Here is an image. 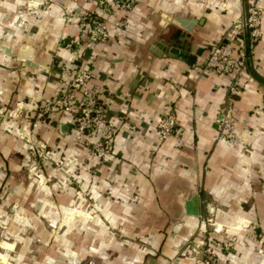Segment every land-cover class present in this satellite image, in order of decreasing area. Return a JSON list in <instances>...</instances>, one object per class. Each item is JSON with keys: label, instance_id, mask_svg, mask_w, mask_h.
<instances>
[{"label": "crops", "instance_id": "0c3cea01", "mask_svg": "<svg viewBox=\"0 0 264 264\" xmlns=\"http://www.w3.org/2000/svg\"><path fill=\"white\" fill-rule=\"evenodd\" d=\"M19 1L24 0H0V117L15 105L33 113L41 98L59 91L61 67L70 68L67 44L78 34L75 15L93 9L84 0H47L34 11ZM239 1L133 0L122 27H117V18H109L105 41L73 48V64L86 65L95 74L89 84L107 110L114 136L106 158H92L85 147L76 148L78 189H62L59 197L66 203L47 210L67 213L65 222L58 223L65 231L40 237L47 264H71L68 253L76 256L74 264H168L172 259L194 264L187 254L194 239L190 234L206 226L219 239L236 242L229 257L216 253L217 264H264L253 248L242 247L241 232L234 230L252 224L260 237L255 242L264 241V116L257 112L264 100V18L256 57L242 78L233 83L226 75L197 69L238 12ZM175 17L196 23L183 32L166 22ZM161 23L183 38L189 35L194 46L191 65L149 50ZM226 109L235 124L233 143L215 137V119ZM167 112L183 126L179 141L155 136L157 121ZM18 121L0 118V162L13 174L19 173L21 163L11 152L18 141L4 129ZM62 124L65 133L58 129ZM72 129L70 117L55 115L42 134L48 143L57 139L65 147ZM124 185L133 200L119 188ZM83 191L95 199L100 222L98 217L68 221L83 206L75 200L71 207L67 198L79 199ZM192 194L198 198L196 217L184 211L183 203ZM107 224L122 228L124 240L106 236ZM41 228L46 229L43 223ZM223 228L233 236L221 234ZM0 258L7 264L5 255L0 253Z\"/></svg>", "mask_w": 264, "mask_h": 264}, {"label": "rangeland", "instance_id": "374dc122", "mask_svg": "<svg viewBox=\"0 0 264 264\" xmlns=\"http://www.w3.org/2000/svg\"><path fill=\"white\" fill-rule=\"evenodd\" d=\"M221 1L224 2L225 0ZM239 3L240 6L238 12L227 24L216 42L220 41L225 36V33L230 28L231 23L238 15L239 18H241L240 14L243 12L244 18L246 20H250L249 22L252 24L251 29L257 38L253 43V47L250 52L249 63L251 62L252 64L256 57V49L259 45L263 32L262 22L264 18V0H241ZM46 5L47 0L40 6L43 8ZM248 9L249 12L247 11ZM126 15L127 14L125 12L118 10L112 14L110 18H117L119 20L116 24L117 27H122V25H124V22L122 23V18H125ZM166 22L170 23V20H166ZM158 28V31H160L161 34V32L164 29L169 28V26L161 23ZM252 38H254V36H252ZM184 41V43L191 45L188 42V38ZM209 51L210 48L207 55ZM206 57L200 61L199 64H203ZM68 58H71V56L69 57L68 55L67 60ZM238 78L240 79L242 76H239ZM3 111L5 113L3 112L4 114L0 117L3 121L9 123L11 119L19 120L18 123L7 126L4 131L12 134L13 138L18 141V145L16 148L13 147L11 152L21 163L20 169L17 171L19 173L13 174L0 162V253L5 255V261L7 264H47V260H45L44 256L41 254L42 244L40 237L42 234H46L51 237L57 232L63 233L65 228L58 223H64L66 220L65 216L67 214L55 209H51L48 213L47 210L49 205L66 203L64 200L61 201L59 197V193L62 189H78L75 181V176L78 175V171L76 169L77 163L73 160V158L77 156L78 162L79 152L76 150L78 145H73L75 140L73 135H71V132H68L69 139L65 147H61L58 144L57 139L56 141H52L50 143L45 141L42 133L47 129V120L49 118H45L44 122H40L34 130L31 125L33 118L30 117L32 112L30 113V111L24 110L21 105H15L14 109L8 112L5 111V109ZM259 111L260 108L257 109V112ZM44 123L46 124L44 125ZM22 126L29 131L28 133L23 131L22 134L18 135L17 130H20ZM70 146L71 148H69ZM63 148L66 149V152L62 151ZM110 150L111 148L105 153L104 158L109 155ZM47 151L48 153H46ZM73 152L75 153V156L73 155L69 158V162L66 166H64L66 153L73 154ZM88 153L92 158L102 159V157L93 155L90 150H88ZM66 157H68V155ZM119 188L127 193L128 201L133 200L134 195L129 187L124 185ZM86 192L87 191H83L80 193V197L78 196L79 199L71 196L67 198L69 199V202L67 203L72 204L75 200H77V202H75L77 204L78 200H80V203L83 206L81 213L79 212L78 214H73L71 219L68 221L83 219L89 222L91 217H98V222L102 220V216L95 209V199L90 198ZM109 199L111 201H115L114 198ZM99 201L101 204V199ZM75 203H73L71 207H73ZM204 221H207L206 217H204ZM42 223L46 228L44 230L41 228ZM235 225L236 223L233 224V226ZM245 225H247V223L241 225L240 229L234 230L241 232L238 236H241L244 242L242 247H251L253 248V251L257 253V250L262 247L264 241L259 244L256 243V240L260 241V237L258 236L257 231H255L254 226L252 224L249 227ZM204 229V232H201V227L196 229L190 234V237L200 239L210 237L211 246L209 251L215 254L220 252L225 256L233 253L236 243L234 239L232 240V238H226L221 240L211 232V229H209L208 226L204 227ZM103 231L106 236L112 238L113 240L120 242L124 240L123 230L119 226L107 224L103 228ZM220 231L221 234H226V237L233 236V234L230 235L227 231L225 232L224 228L223 230L220 229ZM245 240H249L250 242L247 241L246 243ZM8 243H12V247ZM18 254H21V257H18ZM67 255H69V257H67L71 260V264H74L76 256H72L69 253ZM2 259L0 258V264H4ZM220 264H227V262H221Z\"/></svg>", "mask_w": 264, "mask_h": 264}, {"label": "built area", "instance_id": "2783aa9c", "mask_svg": "<svg viewBox=\"0 0 264 264\" xmlns=\"http://www.w3.org/2000/svg\"><path fill=\"white\" fill-rule=\"evenodd\" d=\"M44 1L46 0H34L32 2L24 0L18 3L27 4L28 8H33L35 11ZM84 1L88 4L91 3L93 9L83 8L77 11L75 15L78 34L67 44L70 51L69 57L71 56L68 58L70 68L61 67L60 74L64 77L60 79L59 91L51 97L41 98L38 101L30 116L33 118L31 125L32 129L35 130L40 122H44L45 118L50 119L53 115L68 116L73 124L71 131L75 140L73 145L83 146L90 150L93 155L104 158L105 153L112 145L114 126L112 121L106 118L107 110L99 102L95 87L89 84L95 74L86 65L73 64L75 58L73 48L82 43L92 46L105 41L108 37L107 22L112 14L118 10L128 14L134 5L133 0ZM240 16L241 18L238 15L234 19L225 36L210 48L203 64L198 65V71L211 70L216 74L226 75L231 78L233 83L239 79V76L243 75L250 61L253 43L257 38L251 29L250 20L244 18L243 12ZM22 18L24 20V15ZM13 23L15 20L11 21L9 25ZM259 108V113L264 115V100ZM215 129L217 140L228 143L235 142V124L230 110L226 109L215 119ZM23 131L28 133L29 130L22 126L20 130H17L18 135L22 134ZM183 132V126L178 119L172 113L167 112L158 119L154 133L159 141L167 138L179 141ZM67 155L68 157H66ZM73 155L75 156L74 152L73 154L66 153L64 160L66 159L67 162L64 161V166ZM73 160L77 163V156ZM204 231L205 229L202 227L201 232ZM210 241V237L205 239L194 238L189 241L187 254L194 264H217L216 254L209 251ZM257 254L261 256V259H264V244L257 250ZM226 256L229 257V254ZM168 264L179 263L172 259Z\"/></svg>", "mask_w": 264, "mask_h": 264}, {"label": "water", "instance_id": "95a60500", "mask_svg": "<svg viewBox=\"0 0 264 264\" xmlns=\"http://www.w3.org/2000/svg\"><path fill=\"white\" fill-rule=\"evenodd\" d=\"M170 22L172 26L181 29L183 32H188L190 28L196 23L195 21H191L183 17H175L170 20ZM166 38H169V40H166ZM187 38L188 35L183 38V33L175 34L174 31H172L170 28H166L153 42L149 50L156 56L167 55L173 58H180L181 60H185L188 65H191L194 58L193 56L189 55V53L192 51L193 46L184 43V40H186ZM25 50L26 52H28L27 49ZM200 51L201 46L197 47L196 54H198ZM58 129L61 133H65L66 126L63 124L58 125ZM183 205L184 211L187 215L194 217L198 215V198L196 194L190 195L189 198L184 201Z\"/></svg>", "mask_w": 264, "mask_h": 264}, {"label": "bare ground", "instance_id": "6f19581e", "mask_svg": "<svg viewBox=\"0 0 264 264\" xmlns=\"http://www.w3.org/2000/svg\"><path fill=\"white\" fill-rule=\"evenodd\" d=\"M22 55H25V54H24V52H23V54H22Z\"/></svg>", "mask_w": 264, "mask_h": 264}]
</instances>
